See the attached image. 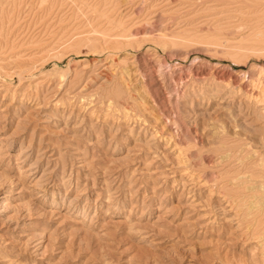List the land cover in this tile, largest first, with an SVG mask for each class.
<instances>
[{"label":"rangeland","instance_id":"1","mask_svg":"<svg viewBox=\"0 0 264 264\" xmlns=\"http://www.w3.org/2000/svg\"><path fill=\"white\" fill-rule=\"evenodd\" d=\"M0 264H264V0H0Z\"/></svg>","mask_w":264,"mask_h":264},{"label":"bare ground","instance_id":"2","mask_svg":"<svg viewBox=\"0 0 264 264\" xmlns=\"http://www.w3.org/2000/svg\"><path fill=\"white\" fill-rule=\"evenodd\" d=\"M157 84V83H156ZM150 85V84H149Z\"/></svg>","mask_w":264,"mask_h":264}]
</instances>
